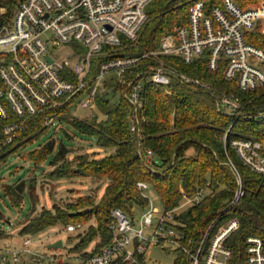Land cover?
<instances>
[{"label":"built area","instance_id":"obj_1","mask_svg":"<svg viewBox=\"0 0 264 264\" xmlns=\"http://www.w3.org/2000/svg\"><path fill=\"white\" fill-rule=\"evenodd\" d=\"M152 1L20 0L9 18L4 16L6 7H0V153L16 142L36 115L63 106H71L72 112L92 107L101 82L110 77L123 86L124 97L133 108L131 130L139 140L146 83L168 86L178 81L188 88L209 91L220 112L264 123V102H254L264 95V48L249 40L257 28L264 34V0L246 7L235 0L216 4L194 0L187 23L166 34L158 48L115 56L126 41L138 39ZM63 45L71 46L69 58H56L54 52ZM99 53L104 54L96 56ZM98 57L105 59L94 73ZM165 57L189 65L204 60L208 70L221 71L247 98L192 76ZM56 123L55 115H46V125ZM230 145L245 165L264 174V140L243 136ZM140 154L151 164L152 149L140 148ZM239 182L236 199L243 194L240 178ZM138 187L144 191L149 183L139 181ZM205 192L203 187L194 195L183 192L187 208L200 203ZM181 207L167 209L160 217H155L158 210L153 207L137 217L114 208L109 226L112 240L92 255L47 254L33 246L35 238L21 235L18 241L0 245V264H19L23 253L29 254L34 264H142L137 255L145 256L150 246L180 250L188 264H232L233 250L226 241L239 228L238 218L228 219L214 233L213 221L194 238L187 236L177 218ZM83 228L80 223L70 224L65 231L75 233ZM146 228H152L150 235L145 234ZM245 245L246 264H264V239L248 235Z\"/></svg>","mask_w":264,"mask_h":264},{"label":"trees","instance_id":"obj_2","mask_svg":"<svg viewBox=\"0 0 264 264\" xmlns=\"http://www.w3.org/2000/svg\"><path fill=\"white\" fill-rule=\"evenodd\" d=\"M193 1L153 0L147 7L148 19L138 39L134 42L126 41L124 48L118 50L115 56L139 54L158 48L166 34L172 32L177 25L187 23L189 7ZM235 1L246 7L263 0ZM19 2L20 0H0V7L7 9L4 16L11 17ZM207 2L216 4L221 0ZM249 40L264 48V34L260 28L251 34ZM104 59H95L94 73ZM165 59L192 76L209 80L221 90L233 91L247 98L235 83L222 77L221 71L214 73L208 70L204 60H197L189 65L172 57ZM142 99L144 105L140 112V140L131 130L133 108L124 97L123 86L116 78L110 77L101 82L96 92L92 105L93 109H97L93 111L94 114L79 117L72 112L71 106L38 114L20 132L16 142L7 151L0 153V162L5 161L8 155L27 148L45 135L54 126L45 124V117L49 114L57 117L59 126L56 131H64L70 139L73 137L62 126V122L66 121L83 135L96 137L100 147L114 149L113 153L100 159L90 160L81 155V174L107 181L99 204L76 213L69 210L58 211V207L56 212L50 209L37 212L34 205L22 223L20 234L36 235L58 223H83L89 216H95L98 223L92 224L89 232L72 248L77 254L92 255L102 251L112 240L109 224L114 208L119 207L131 217H137L138 208L146 210L149 206L148 198L138 187L139 181H145L154 187L165 210L179 206L183 200V192L194 195L203 187L206 192L200 203L182 210L177 216L183 224L182 229L187 236L198 238L201 230L213 221L214 233L228 219L238 218L240 226L230 235L226 245L233 250L232 264H246L247 236L254 234L264 239V174L245 165L230 142L243 136L264 140V123L224 114L218 110L214 94L188 88L178 81H173L168 86L146 83ZM254 102H264V95ZM140 148L152 149L154 159L151 164L146 163L140 154ZM74 149L51 137L44 146L41 145L28 155L43 169L40 165L51 152L58 151L51 162V166L55 167L58 161ZM51 175L65 176L57 167ZM239 177L243 195L236 199L240 186ZM30 181V193L35 201L38 200L35 195L38 179L31 177ZM26 182L20 180L3 186L4 193L19 208L25 198ZM85 203L84 206L89 205V202ZM7 238L12 241L14 239L11 235L0 232V240ZM92 242L94 247L89 251L88 246ZM137 258L142 264H150L144 254L137 255ZM174 264H188L187 257L180 255Z\"/></svg>","mask_w":264,"mask_h":264},{"label":"rangeland","instance_id":"obj_3","mask_svg":"<svg viewBox=\"0 0 264 264\" xmlns=\"http://www.w3.org/2000/svg\"><path fill=\"white\" fill-rule=\"evenodd\" d=\"M260 3L261 1L248 6L259 5ZM70 49L71 46L63 45L57 53L54 52V56L56 58H69ZM102 54L104 53H99L96 56H102ZM114 99L116 100L117 98L114 97ZM93 111H97V109L90 107L87 110L78 109L73 112L77 116L84 118L94 114ZM58 126L59 122L52 126L45 135L29 144L27 148H22L19 152L8 155L5 161L0 162V232L14 237L13 241H18L21 238L20 229L22 223L25 222L34 205L37 208V212L44 209H50L56 212V208L58 207V211L65 212L69 210L70 212L76 213L80 212V210L93 208L101 202L107 181L81 174V155L86 156L90 160L100 159L113 153L114 149L100 147L97 144L96 137L83 135L66 121L62 122V126L73 138L70 139L64 131H56ZM51 137L57 139L58 142L62 141L67 147H74L75 149L73 152L68 153L64 159L58 161L55 167L51 166V162L55 159L58 151L51 152L46 160L41 163L40 166L43 167L42 169L28 154L37 150L41 145L44 146ZM56 167L60 168L65 176L59 177L51 175V172ZM31 177H37L38 179L35 192L38 200L35 201L30 193ZM20 180L27 181L25 198L21 208L16 206L3 190L4 185L14 184ZM143 192L149 200V206L146 209L148 207L157 209L158 212L155 217H160L165 209L154 187L150 185ZM85 202H89V205L84 206L86 205ZM181 205L182 207L180 209L184 210L187 208L188 203L186 199L181 201ZM144 210L138 208L136 214L139 216ZM79 223V221L69 222L68 224L58 223L39 234L30 235L35 238L33 246L47 254H57L63 251L74 254L75 251H72V248L89 232L91 225L97 224L98 221L95 216H89L87 220H83V223H80L84 226L82 231L75 233H67L65 231L68 225ZM111 224L112 219L109 226ZM136 224H138V221H136ZM56 231H59V233H56ZM151 233L152 228H146L145 234L150 235ZM56 238L63 240L62 248H51L48 246ZM9 241L12 240H9V238L2 239L0 240V245H3L5 242L9 243ZM92 246L94 247L93 242L88 248L92 249ZM180 255H183L180 250L172 248L164 250L163 246H150L145 252V258L150 264H174ZM19 257V264H34L30 258L31 256L27 253H23Z\"/></svg>","mask_w":264,"mask_h":264},{"label":"water","instance_id":"obj_4","mask_svg":"<svg viewBox=\"0 0 264 264\" xmlns=\"http://www.w3.org/2000/svg\"><path fill=\"white\" fill-rule=\"evenodd\" d=\"M48 246L51 248H62L63 247V240L58 239L55 242H51Z\"/></svg>","mask_w":264,"mask_h":264}]
</instances>
